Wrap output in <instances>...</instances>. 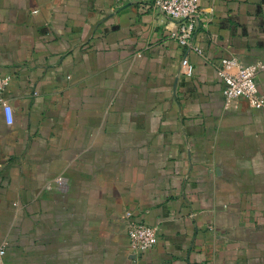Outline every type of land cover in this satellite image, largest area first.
Masks as SVG:
<instances>
[{
  "label": "crops",
  "instance_id": "crops-1",
  "mask_svg": "<svg viewBox=\"0 0 264 264\" xmlns=\"http://www.w3.org/2000/svg\"><path fill=\"white\" fill-rule=\"evenodd\" d=\"M198 4L199 52L138 3L0 0L5 264H264V109L215 71L264 58V0ZM131 221L153 249L130 251Z\"/></svg>",
  "mask_w": 264,
  "mask_h": 264
},
{
  "label": "built area",
  "instance_id": "built-area-1",
  "mask_svg": "<svg viewBox=\"0 0 264 264\" xmlns=\"http://www.w3.org/2000/svg\"><path fill=\"white\" fill-rule=\"evenodd\" d=\"M138 3L144 8L149 7L163 14L174 23L169 35L182 49H192L199 52L193 43L201 11L198 0H121ZM180 74L191 77L194 64L185 55L179 61ZM217 78L221 82V93L226 102L235 99H245L252 108L264 109V94L258 91V78L264 77V58L244 63L236 56L222 57L215 66ZM9 75L0 74V108L5 122L12 124L13 108L4 96L9 83ZM59 182L61 179H58ZM129 249L133 253H143L151 250L158 242V227L143 221H131L127 227ZM5 247L0 245V264L4 262Z\"/></svg>",
  "mask_w": 264,
  "mask_h": 264
}]
</instances>
